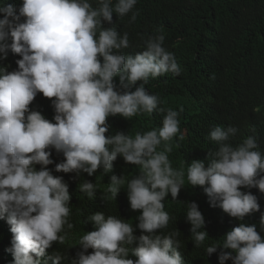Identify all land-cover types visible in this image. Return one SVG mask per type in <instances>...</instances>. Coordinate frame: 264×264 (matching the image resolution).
<instances>
[{"label": "clouds", "instance_id": "1", "mask_svg": "<svg viewBox=\"0 0 264 264\" xmlns=\"http://www.w3.org/2000/svg\"><path fill=\"white\" fill-rule=\"evenodd\" d=\"M136 3L96 0L94 7L91 0H23L14 7L0 2V60L9 51L21 57L17 70H0V219H6L13 234L8 249L13 264H63L68 259L59 252L68 239L65 226L73 228L68 220L71 195L64 178L48 167L54 163L50 149L65 157L55 164L56 172L93 176L102 168L109 173L118 157L141 168L127 181L130 208L140 212L138 223L102 212L90 215L94 230L79 237L80 251L69 256V264H185L179 231L160 232L170 220L163 201L169 194L176 200L185 184V169H174L168 157L170 142L180 131L179 113L160 107L159 96L143 84L136 86L168 72L178 75L180 67L159 32L145 40L142 52L123 54L130 47L129 35L117 30L113 15L131 12L134 22ZM39 93L55 98L54 122L30 108ZM154 111L164 114L159 129L134 137L123 131L106 135L108 117ZM237 131L232 126L212 128L208 139L217 149L209 152L207 166L193 160L186 179L192 187H203L212 206L243 221L260 210L258 198L242 189L264 193V154L257 150L255 136L233 146L229 141ZM125 182L113 174L107 189L111 197L106 193L102 199L117 198ZM78 188L94 195L89 180ZM186 220L194 246L200 247L208 233L197 203H188ZM260 225L264 230V215ZM218 250L219 264H264V237L256 225L240 223L222 242L205 247L207 256Z\"/></svg>", "mask_w": 264, "mask_h": 264}, {"label": "trees", "instance_id": "2", "mask_svg": "<svg viewBox=\"0 0 264 264\" xmlns=\"http://www.w3.org/2000/svg\"><path fill=\"white\" fill-rule=\"evenodd\" d=\"M22 2L5 0V3L14 7H19ZM91 2L95 7L96 0ZM133 12L137 13L134 22H130L131 12L124 17L113 15L117 30L129 35L130 47L123 49V54L134 56L142 52L145 40L159 32L165 36L164 48L175 55L180 67L178 75L168 72L150 77L147 82L138 81L136 85L143 84L150 94L159 96L160 107L179 113L180 131L170 142L172 151L168 157L174 169H185V184L176 200L169 194L163 201L170 220L160 232L168 234L179 231V251L185 264H219V250L207 256L205 247L217 241L222 242L225 234L240 223L256 225L257 231L264 237L260 225V218L264 215V193L258 188L242 189L258 198L260 210L239 221L219 206H212L203 187L188 184L186 169L193 160H203L207 166L209 152H214L218 147L208 139L210 130L215 126L238 129L229 141L233 146L249 136H255L257 150L264 154V0H137ZM0 18H3L2 15ZM110 26L105 24V27ZM20 58L9 51L7 59L0 60V70H17L16 61ZM53 99L39 93L30 108L54 122ZM163 115L154 111L137 113L131 118L110 116L106 135L123 131L134 137L137 132L159 129L162 127ZM181 135L183 140L180 139ZM163 147L162 142L157 150L162 151ZM50 151L54 163L48 167L54 176L64 178L71 195L68 220L73 228L67 229L65 226L68 239L60 244V252L68 258L63 262L69 264V256L77 255L80 251L77 244L79 237L94 230L93 223L88 222L90 215L102 212L106 217L128 218L133 225L138 223L136 217L140 212L130 208L127 181L139 175L141 168L118 157L113 162L112 172L104 173L101 168L93 176L84 172L77 176L75 172H56L55 164L63 162L65 157L55 149ZM36 167L39 170L40 165ZM113 174L123 176L126 182L121 186L117 198L102 199ZM85 179L95 185L92 197L78 188ZM196 189H199L197 193L194 191ZM107 196L111 197V194L107 193ZM190 202L197 203L206 221L208 237L200 247L194 246L191 225L186 220ZM12 238L10 225L6 219H0V264H13L14 258L8 251ZM49 263L52 264L51 261ZM226 264H232V261Z\"/></svg>", "mask_w": 264, "mask_h": 264}, {"label": "bare ground", "instance_id": "3", "mask_svg": "<svg viewBox=\"0 0 264 264\" xmlns=\"http://www.w3.org/2000/svg\"><path fill=\"white\" fill-rule=\"evenodd\" d=\"M126 222H128V223H132V221L131 220H129L128 218H127V220H126ZM92 250L91 249H89V252H91ZM63 264H64V262H63Z\"/></svg>", "mask_w": 264, "mask_h": 264}, {"label": "rangeland", "instance_id": "4", "mask_svg": "<svg viewBox=\"0 0 264 264\" xmlns=\"http://www.w3.org/2000/svg\"><path fill=\"white\" fill-rule=\"evenodd\" d=\"M61 255H62V253L61 252H59Z\"/></svg>", "mask_w": 264, "mask_h": 264}]
</instances>
